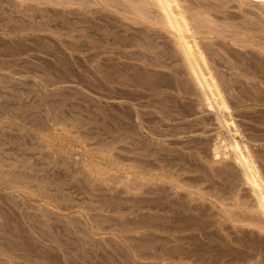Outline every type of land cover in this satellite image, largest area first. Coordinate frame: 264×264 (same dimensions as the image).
<instances>
[{
	"label": "rangeland",
	"instance_id": "rangeland-1",
	"mask_svg": "<svg viewBox=\"0 0 264 264\" xmlns=\"http://www.w3.org/2000/svg\"><path fill=\"white\" fill-rule=\"evenodd\" d=\"M0 264H264V0H0Z\"/></svg>",
	"mask_w": 264,
	"mask_h": 264
},
{
	"label": "bare ground",
	"instance_id": "bare-ground-1",
	"mask_svg": "<svg viewBox=\"0 0 264 264\" xmlns=\"http://www.w3.org/2000/svg\"><path fill=\"white\" fill-rule=\"evenodd\" d=\"M163 9L166 11V8H165V7H163ZM166 13H167V12H166ZM200 78H201V77H200ZM200 78H199V79H200ZM3 240H4V239H3Z\"/></svg>",
	"mask_w": 264,
	"mask_h": 264
}]
</instances>
